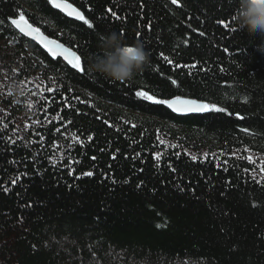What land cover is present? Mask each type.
Returning a JSON list of instances; mask_svg holds the SVG:
<instances>
[{"label":"trees","instance_id":"trees-1","mask_svg":"<svg viewBox=\"0 0 264 264\" xmlns=\"http://www.w3.org/2000/svg\"><path fill=\"white\" fill-rule=\"evenodd\" d=\"M67 2L94 29L47 0H0V264H264V53L240 0ZM21 10L88 74L11 25ZM111 31L149 53L130 80L89 71ZM139 90L233 115H181Z\"/></svg>","mask_w":264,"mask_h":264},{"label":"snow or ice","instance_id":"snow-or-ice-1","mask_svg":"<svg viewBox=\"0 0 264 264\" xmlns=\"http://www.w3.org/2000/svg\"><path fill=\"white\" fill-rule=\"evenodd\" d=\"M47 3L51 5L52 8L59 9L60 12H63L66 16L74 17L76 20L82 21L84 25H87L89 30L94 29V24L89 19H87L82 12L74 7L72 3L67 2V0H47ZM171 3L178 5L179 0H171ZM108 12L110 13L111 17L115 18L116 20L121 19V17L113 9H108ZM2 23L3 21H0V24ZM10 23L16 29H18L21 34L29 36L33 40H37L47 50V52L51 54L52 57L62 56L64 61H67V64L71 65L72 69H75L80 73H84L85 75L88 74L86 68L82 67L80 55H77V53L72 51L70 48L65 47L64 44L57 42V40L49 39L48 36H45L40 31L39 27H34L31 23H29L28 19L25 17V13L22 10L19 11L18 18H10ZM221 23H223V21H221ZM224 27H227V24H224ZM200 35H204V33L201 32ZM161 57L167 63H173L167 56H164L163 53H161ZM190 67H195V65H191ZM171 83L179 87L176 80H171ZM47 91L58 93L57 89L52 88H48ZM9 95H11V93H9ZM134 96L136 99L150 102L151 105L165 106L166 108L171 109L172 112L181 115H186L189 113H215L225 114L229 117L233 115L226 107H221L211 102H204L199 99L185 98L179 95L172 98H158L155 94H149L148 91L139 90L135 92ZM235 116L239 120L245 119V117L240 115V113H236ZM68 123H71V121H68ZM133 127H135V125H133ZM57 131L60 130L57 129ZM241 131L248 133L249 129L245 127L241 129ZM245 151H248V149H245ZM156 158L159 159V154H156ZM93 159H95V157H93ZM192 159L195 160L196 157L193 156ZM245 159H247L251 164L256 163V161L251 156H247ZM253 171H255V169H253ZM260 171L264 173V161L261 162ZM83 175L92 176L93 173L86 172L83 173ZM253 179H255V177H253ZM261 179L264 180V177ZM12 183L14 184L16 181L13 180ZM256 183L260 184L261 180H257ZM4 191L7 192L8 189L4 188ZM157 227H159V225H157Z\"/></svg>","mask_w":264,"mask_h":264},{"label":"clouds","instance_id":"clouds-1","mask_svg":"<svg viewBox=\"0 0 264 264\" xmlns=\"http://www.w3.org/2000/svg\"><path fill=\"white\" fill-rule=\"evenodd\" d=\"M236 22L246 30L250 42L259 40L257 49L264 53V0H240ZM100 52L89 58V71L114 82L133 78L135 72L149 63V53L142 41L131 44L111 31L100 37Z\"/></svg>","mask_w":264,"mask_h":264},{"label":"water","instance_id":"water-1","mask_svg":"<svg viewBox=\"0 0 264 264\" xmlns=\"http://www.w3.org/2000/svg\"><path fill=\"white\" fill-rule=\"evenodd\" d=\"M74 18V17H73ZM28 38H31V37H29V36H27ZM32 39V38H31ZM189 114H199V113H189Z\"/></svg>","mask_w":264,"mask_h":264}]
</instances>
